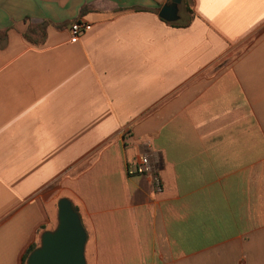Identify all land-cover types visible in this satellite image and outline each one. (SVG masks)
<instances>
[{"label": "crops", "instance_id": "0c3cea01", "mask_svg": "<svg viewBox=\"0 0 264 264\" xmlns=\"http://www.w3.org/2000/svg\"><path fill=\"white\" fill-rule=\"evenodd\" d=\"M167 1L0 0V264L63 198L87 264H264V0Z\"/></svg>", "mask_w": 264, "mask_h": 264}, {"label": "water", "instance_id": "95a60500", "mask_svg": "<svg viewBox=\"0 0 264 264\" xmlns=\"http://www.w3.org/2000/svg\"><path fill=\"white\" fill-rule=\"evenodd\" d=\"M181 2L168 0L159 17L168 23L177 22ZM86 244L87 232L80 215L71 201L63 198L58 204L57 228L43 233L40 246L29 255L26 264H87Z\"/></svg>", "mask_w": 264, "mask_h": 264}, {"label": "built area", "instance_id": "2783aa9c", "mask_svg": "<svg viewBox=\"0 0 264 264\" xmlns=\"http://www.w3.org/2000/svg\"><path fill=\"white\" fill-rule=\"evenodd\" d=\"M83 22H77L71 26L72 36H78L86 28ZM156 160L152 155L146 154L139 157L134 167L130 169V174L148 176L152 182L155 193L161 194L163 191L162 179L156 169Z\"/></svg>", "mask_w": 264, "mask_h": 264}, {"label": "trees", "instance_id": "16d2710c", "mask_svg": "<svg viewBox=\"0 0 264 264\" xmlns=\"http://www.w3.org/2000/svg\"><path fill=\"white\" fill-rule=\"evenodd\" d=\"M189 11L191 12V13H193V11L191 10V8H189ZM168 24H170V23H168ZM172 26H179L177 23H173V24H171ZM36 248H38L37 247V245H34V246H31V248H30V250L28 251V253L26 254V256H25V258H24V264H26L27 263V259H28V257H29V255L36 249Z\"/></svg>", "mask_w": 264, "mask_h": 264}, {"label": "rangeland", "instance_id": "374dc122", "mask_svg": "<svg viewBox=\"0 0 264 264\" xmlns=\"http://www.w3.org/2000/svg\"><path fill=\"white\" fill-rule=\"evenodd\" d=\"M40 246V241H39V243L37 244V247H39Z\"/></svg>", "mask_w": 264, "mask_h": 264}]
</instances>
